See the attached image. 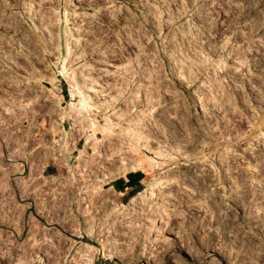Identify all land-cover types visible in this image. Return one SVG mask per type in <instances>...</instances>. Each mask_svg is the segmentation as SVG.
<instances>
[{"label": "rangeland", "instance_id": "obj_1", "mask_svg": "<svg viewBox=\"0 0 264 264\" xmlns=\"http://www.w3.org/2000/svg\"><path fill=\"white\" fill-rule=\"evenodd\" d=\"M263 79L264 0H0V264H264L205 142Z\"/></svg>", "mask_w": 264, "mask_h": 264}, {"label": "built area", "instance_id": "obj_2", "mask_svg": "<svg viewBox=\"0 0 264 264\" xmlns=\"http://www.w3.org/2000/svg\"><path fill=\"white\" fill-rule=\"evenodd\" d=\"M264 81V79H263ZM264 89V83L258 91V96L255 99L254 105L250 107V112L253 111L258 116L251 119L240 118L239 124H230L228 118L221 117L215 118L213 115L209 118L208 122V134L205 140L208 146L207 153L211 169L213 171L218 167H221L222 173L228 179L242 177L246 174V167L242 164H246L244 160H251L256 162V176L248 178H240L242 189L245 192H251L256 196H264V101L262 100V90ZM214 96V95H213ZM213 98V97H212ZM212 103L214 101L212 100ZM213 109V108H212ZM225 107H222L224 110ZM253 112L251 114H253ZM254 120V123H258V127H252L250 129V122ZM253 140L252 144L248 141ZM200 141H196V145ZM204 144V142H202ZM233 148V150H231ZM128 184H124L123 191L121 193L128 192ZM262 199L258 200L259 206L262 205Z\"/></svg>", "mask_w": 264, "mask_h": 264}, {"label": "bare ground", "instance_id": "obj_3", "mask_svg": "<svg viewBox=\"0 0 264 264\" xmlns=\"http://www.w3.org/2000/svg\"><path fill=\"white\" fill-rule=\"evenodd\" d=\"M73 76H70V79L71 80H73ZM72 82V81H71ZM95 91H97V90H95ZM95 93V92H94ZM97 95V94H96ZM139 166H141L140 164H133L131 167L132 168H136V167H139ZM168 183H170V182H168L167 181V179L166 180H161V178H156V180L154 181V182H152V184H151V193H150V199H156L157 197H158V195H159V190H162L166 185H169ZM240 183V182H239ZM240 186V185H239ZM157 189H159V190H157ZM243 193V192H242ZM242 197V196H241ZM135 200V198H132L130 201H131V203L133 202H135L134 201ZM160 205H162V204H158V206H160ZM264 210V209H263ZM152 230H153V225H149L148 226V229L146 230V232H145V235H144V237H145V241H146V243L147 244H149L151 241H152V238H153V235H152ZM148 247V245L146 246V248ZM147 250V249H146ZM105 254V253H104ZM106 257V256H105Z\"/></svg>", "mask_w": 264, "mask_h": 264}, {"label": "crops", "instance_id": "obj_4", "mask_svg": "<svg viewBox=\"0 0 264 264\" xmlns=\"http://www.w3.org/2000/svg\"><path fill=\"white\" fill-rule=\"evenodd\" d=\"M75 147L77 148V145H75L74 148ZM44 170H46L47 174H52V173L55 172L56 166H54L53 164L46 165V166H44ZM124 177H125V179H127V175L126 174L124 175ZM110 180H112V179H110ZM111 185H112V187H114L113 184H111ZM132 188H133L132 185H128L127 190H131Z\"/></svg>", "mask_w": 264, "mask_h": 264}]
</instances>
